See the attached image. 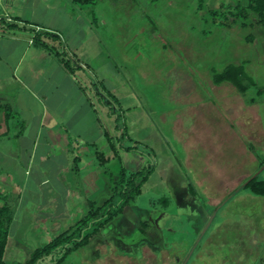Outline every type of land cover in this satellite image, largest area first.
Here are the masks:
<instances>
[{
    "label": "rangeland",
    "instance_id": "obj_1",
    "mask_svg": "<svg viewBox=\"0 0 264 264\" xmlns=\"http://www.w3.org/2000/svg\"><path fill=\"white\" fill-rule=\"evenodd\" d=\"M239 2L246 4L207 0L197 13V0H97L89 7L55 0L43 18L56 30L43 41L61 52L77 47L67 56L70 68L81 62L96 74L100 95L119 97L112 102L118 157L98 145L113 156L106 168L115 195L111 206L102 203L111 193L93 198L101 212L125 198L115 189L123 168L129 191L139 180L130 181L132 173L148 163L153 171L87 243L74 248L92 230L91 222H79L89 205L54 233L72 234L67 243L36 264H264V197L243 186L264 165V95L249 103L254 88L246 97L212 80L213 70L239 63L264 85V29L220 26L208 15ZM30 230L23 232L29 248L46 244L41 230ZM32 253L10 246L4 264H25Z\"/></svg>",
    "mask_w": 264,
    "mask_h": 264
},
{
    "label": "crops",
    "instance_id": "obj_2",
    "mask_svg": "<svg viewBox=\"0 0 264 264\" xmlns=\"http://www.w3.org/2000/svg\"><path fill=\"white\" fill-rule=\"evenodd\" d=\"M54 3L0 0V19L18 18L19 25L27 27L0 26V104H12L23 119L6 123L0 114L5 133L0 138V205L13 213L4 256L10 246L29 253L36 249L27 246L23 232L28 226L31 236L41 230L48 243L77 212L85 213L90 201L96 202L94 197L112 193L113 173L106 165L113 156L106 149L118 157L114 107L96 90L95 73L81 62L66 66L49 47L36 43V32L56 30L43 18ZM73 47L63 51L69 56L75 53ZM109 93L118 102V95ZM100 143L107 144L105 150Z\"/></svg>",
    "mask_w": 264,
    "mask_h": 264
},
{
    "label": "trees",
    "instance_id": "obj_3",
    "mask_svg": "<svg viewBox=\"0 0 264 264\" xmlns=\"http://www.w3.org/2000/svg\"><path fill=\"white\" fill-rule=\"evenodd\" d=\"M207 0H197L196 5V12L199 13L205 8ZM72 2L79 4L81 6H93L97 3V0H72ZM224 9H210L208 15L209 17L218 23L220 26H231L234 25H240L242 27H247L250 25H259L264 29V0H246V4H242L241 2L235 4V5H224ZM16 21L9 22L5 18L0 19V26L4 25L7 28H14L17 29L21 27L17 20L18 18H15ZM26 28V27H21ZM50 36L48 33H35L36 43L45 45L49 47L52 51H54L64 62V64L68 67H71V64L69 63L68 59L66 58L65 52H61L59 49L56 50L54 46H49L47 42L43 41L42 36ZM249 41H253V37L250 36L248 38ZM55 49V50H54ZM212 80L215 84H222V83H231L236 87L238 92L242 94L243 96L248 95V91L251 88H254L255 91L253 95L249 96L247 98V101L249 103H255L259 98H261L264 95V85H259L252 74L247 70V68L243 64L239 63H229L221 70H213L212 72ZM104 103L107 106H110V108L113 107L112 102H117L116 98L111 94L108 93V98L105 96L103 97ZM4 114L5 122L8 123L11 121V119L14 118V114L11 113L10 106L6 104H0V114ZM19 134V133H18ZM124 132L121 134L123 136ZM5 135L4 132L0 133V138ZM115 146V145H114ZM126 150H135L134 147H127ZM102 156L104 157V153H102ZM105 158V157H104ZM264 163V160L261 162V165ZM152 164L148 163V166L144 167L142 170L132 173L130 177V181H135L136 178H139L138 183L133 184L131 190H128V187L124 186V179H125V168H123L122 172V178L117 179L116 181V187L117 194L119 192V189L122 193L126 194L125 198L118 202V204L115 206L117 209L114 211L109 208L106 210L107 212L102 213L101 207L96 204L94 201H90V210L88 211V214L83 217L79 222H91V228L92 230L88 233H84V236L82 240H76L74 243V248H78L85 243H87L91 237H93L100 228H102L107 221L111 220L114 216V214H117V212H120L123 210L124 206L129 203V201L137 194L141 192L142 185L147 182L150 174L152 173ZM120 177V176H119ZM119 181V183H118ZM123 181V183H122ZM246 187L250 188L252 192H254L257 195L264 197V180L258 179V176L252 179ZM111 196L106 199L103 202V206L109 205L111 206V201L114 199V193H113V187L111 190ZM98 207V208H97ZM104 211V210H102ZM13 221V213L10 210V208L6 205L1 206L0 205V264H4V253L8 244V238L10 233V226ZM95 223V224H94ZM87 229L90 228L88 225H86ZM74 234V233H73ZM72 234L68 235L67 233H61L60 235L53 238L50 242L46 243L45 245L36 248L31 258L25 263V264H36V262L42 258L43 256L49 254L52 252L56 247L61 245L62 247L67 243L65 242L66 238L71 237ZM73 240V238H71ZM70 251L69 248H66L63 253Z\"/></svg>",
    "mask_w": 264,
    "mask_h": 264
},
{
    "label": "water",
    "instance_id": "obj_4",
    "mask_svg": "<svg viewBox=\"0 0 264 264\" xmlns=\"http://www.w3.org/2000/svg\"><path fill=\"white\" fill-rule=\"evenodd\" d=\"M264 168V165L263 167H261L256 173H254L244 184L243 186L245 187L252 179H254L255 177H257L259 175V173L262 171V169Z\"/></svg>",
    "mask_w": 264,
    "mask_h": 264
},
{
    "label": "flooded vegetation",
    "instance_id": "obj_5",
    "mask_svg": "<svg viewBox=\"0 0 264 264\" xmlns=\"http://www.w3.org/2000/svg\"><path fill=\"white\" fill-rule=\"evenodd\" d=\"M250 178V177H249Z\"/></svg>",
    "mask_w": 264,
    "mask_h": 264
}]
</instances>
